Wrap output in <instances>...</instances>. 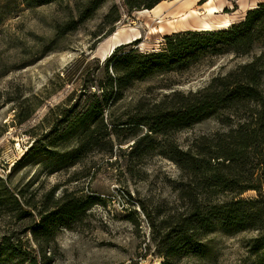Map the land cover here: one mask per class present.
I'll use <instances>...</instances> for the list:
<instances>
[{
    "label": "rangeland",
    "instance_id": "1",
    "mask_svg": "<svg viewBox=\"0 0 264 264\" xmlns=\"http://www.w3.org/2000/svg\"><path fill=\"white\" fill-rule=\"evenodd\" d=\"M80 1L0 0V176L11 174L12 186L23 192L24 208H41L52 189L55 197L71 193L73 199H99L79 220L58 223L47 248L51 264H264L263 254L254 249L256 230L219 225L201 233L198 249L166 255L167 235L176 229L187 203L179 198L182 172L162 153V136L154 135L138 153L132 152L134 139L127 130L119 132L124 144L115 143L112 151L108 144L102 149L92 144L79 147L78 117L96 101L98 88L91 85L105 79L104 68L115 49L131 43L127 48L158 50L164 47L165 36L175 33L151 30L171 18L131 12L123 0H107L78 29L59 35L57 26L77 14ZM229 1L230 8L217 13L232 15V23L222 29L243 20L251 0ZM115 6L118 10L107 19ZM111 27L115 31L106 35ZM263 51L264 43L259 42L244 55L203 53L186 67L137 81L119 101L110 98L104 114L109 122H124L137 113L140 100L151 104L175 91L200 90ZM21 109H34L24 123L16 116ZM227 116L209 115L167 139L186 149L198 137L228 130ZM142 130V135L148 131L145 126ZM148 145L152 146L145 150ZM31 146L29 157L13 168ZM45 148L52 153L45 154ZM253 196L255 191L243 195ZM33 220L0 216V245L12 230L32 242L31 233L23 230Z\"/></svg>",
    "mask_w": 264,
    "mask_h": 264
},
{
    "label": "trees",
    "instance_id": "2",
    "mask_svg": "<svg viewBox=\"0 0 264 264\" xmlns=\"http://www.w3.org/2000/svg\"><path fill=\"white\" fill-rule=\"evenodd\" d=\"M37 1L48 3L58 0ZM106 1L77 2V14L59 24L57 33L62 35L78 29ZM163 1L168 0H123V4L132 12L153 9ZM117 10L115 6L107 19ZM114 31L115 28L111 27L106 35ZM259 42L264 43V3L250 9L242 21L227 29L185 30L166 35L164 47L158 50L127 48L131 43L119 45L107 60L105 79L91 85L98 88L94 93L96 101L78 117L79 128L75 138L79 147L92 144L102 149L108 144L112 151L115 143L124 144L119 132L127 130L128 137L134 139L132 152L138 153L154 135L162 136V153L182 172L179 198L187 205L178 215L176 229L167 235V256L178 254L182 248L198 249L201 233L218 225L256 230L258 236L254 239V249L264 256V51L251 62L214 78L200 90L188 93L175 91L151 104L140 100L137 113L124 122H109L104 109L110 98L113 97L114 102L119 101L137 81L186 67L203 53L248 54ZM33 113L34 109L27 112L21 109L16 116L20 123H24ZM220 113L228 114L229 129L226 131L198 137L186 149L167 139L178 130L190 128L207 116ZM144 126L148 131L142 135ZM32 150L33 146L13 168L28 158ZM43 152L51 154L52 150L45 148ZM10 176H0V216L17 215L19 220L33 217L34 220L23 230L26 235L31 233L32 242L19 236V230L4 234L0 264L13 260H18V264H51L53 257L47 248L56 235L58 223L67 219L79 220L80 214H85L99 199H73L71 193L55 197V189H52L44 197L41 208L30 209L29 205L24 208L23 192L12 186ZM249 191H255L256 196L243 197Z\"/></svg>",
    "mask_w": 264,
    "mask_h": 264
},
{
    "label": "bare ground",
    "instance_id": "3",
    "mask_svg": "<svg viewBox=\"0 0 264 264\" xmlns=\"http://www.w3.org/2000/svg\"><path fill=\"white\" fill-rule=\"evenodd\" d=\"M224 0H210L203 6L195 0L169 1L159 4L154 9H144L143 12L154 15L156 19H170L163 22L161 26H153L152 33H161L166 30H177V28L195 27L201 30H213L226 28L232 23L231 16L217 15Z\"/></svg>",
    "mask_w": 264,
    "mask_h": 264
},
{
    "label": "crops",
    "instance_id": "4",
    "mask_svg": "<svg viewBox=\"0 0 264 264\" xmlns=\"http://www.w3.org/2000/svg\"><path fill=\"white\" fill-rule=\"evenodd\" d=\"M200 1V5L199 6H203L204 4H206L207 2H209L210 0H195V2H199ZM163 2H166V1H163ZM163 2H161V3H163ZM160 3V4H161ZM261 3H264V0H251L250 1V3H249V7H248V10L247 11H249L250 9H253V8H255V7H257L259 4H261ZM229 4H231V2L229 1V0H224V2L221 4V5H219L220 6V8H217V13H219L221 10H223V9H225V8H230L228 5ZM159 5V4H158ZM157 5V6H158ZM156 6V7H157ZM154 9V8H153ZM216 13V14H217ZM201 29H203V28H201ZM201 29H199V28H195V27H184V28H182L181 30H183V31H185V30H201ZM222 29V28H221ZM181 30H175L174 32H179V31H181Z\"/></svg>",
    "mask_w": 264,
    "mask_h": 264
}]
</instances>
